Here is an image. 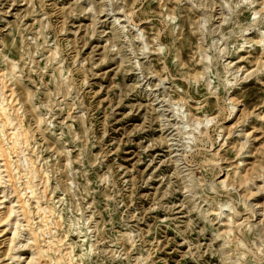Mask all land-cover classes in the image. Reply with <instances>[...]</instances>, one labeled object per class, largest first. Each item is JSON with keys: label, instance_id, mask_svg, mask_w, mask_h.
<instances>
[{"label": "rangeland", "instance_id": "obj_1", "mask_svg": "<svg viewBox=\"0 0 264 264\" xmlns=\"http://www.w3.org/2000/svg\"><path fill=\"white\" fill-rule=\"evenodd\" d=\"M0 264H264V0H0Z\"/></svg>", "mask_w": 264, "mask_h": 264}, {"label": "bare ground", "instance_id": "obj_2", "mask_svg": "<svg viewBox=\"0 0 264 264\" xmlns=\"http://www.w3.org/2000/svg\"><path fill=\"white\" fill-rule=\"evenodd\" d=\"M4 122V121H3ZM6 122V121H5ZM13 212H14V210H13ZM14 224V223H13Z\"/></svg>", "mask_w": 264, "mask_h": 264}]
</instances>
